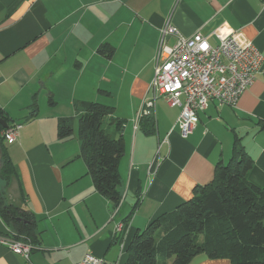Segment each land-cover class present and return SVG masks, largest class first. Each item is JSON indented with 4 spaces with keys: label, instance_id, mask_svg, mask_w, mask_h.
Returning <instances> with one entry per match:
<instances>
[{
    "label": "crops",
    "instance_id": "obj_1",
    "mask_svg": "<svg viewBox=\"0 0 264 264\" xmlns=\"http://www.w3.org/2000/svg\"><path fill=\"white\" fill-rule=\"evenodd\" d=\"M167 23L185 36H233L263 55L237 105L210 100L186 137L175 125L180 108L164 98L154 101L150 130L139 116L153 94L157 52L175 42L165 35L160 46ZM88 102L113 108L102 128L124 139L117 204L95 189L79 153ZM0 113L7 126L22 125L0 145V163L13 164L5 196L37 220L28 261L0 244V264H72L86 253L124 264L134 234L209 182L235 146L254 161L249 180L264 186V0H0ZM63 118L67 138L57 131ZM9 232L0 217V235ZM191 264L231 263L198 254Z\"/></svg>",
    "mask_w": 264,
    "mask_h": 264
},
{
    "label": "trees",
    "instance_id": "obj_2",
    "mask_svg": "<svg viewBox=\"0 0 264 264\" xmlns=\"http://www.w3.org/2000/svg\"><path fill=\"white\" fill-rule=\"evenodd\" d=\"M112 113L111 106L97 102L82 105L79 153L95 189L117 204L118 161L124 139L114 138L102 128L103 118ZM152 117V113L141 115L149 130ZM0 118L5 120L1 113ZM111 121L122 125L118 117ZM57 131L62 138L72 135L69 118L60 119ZM2 141L0 137V145ZM1 161L0 179L7 184L13 164L5 156ZM253 162L242 145L235 146L226 163L215 165L209 182L194 187L188 200L134 234L124 264H191L198 254L225 258L231 264H264V186L248 178ZM0 217L11 226L14 238L31 245L37 242L36 216L28 208L10 203L4 190H0Z\"/></svg>",
    "mask_w": 264,
    "mask_h": 264
},
{
    "label": "built area",
    "instance_id": "obj_3",
    "mask_svg": "<svg viewBox=\"0 0 264 264\" xmlns=\"http://www.w3.org/2000/svg\"><path fill=\"white\" fill-rule=\"evenodd\" d=\"M160 32V46L165 35H173L175 42L157 52L150 83L153 94L143 101L139 116L152 113L155 99L164 98L170 106L180 108L175 125L180 135L186 137L195 128L198 114L206 109L210 100L237 105L241 94L260 72L263 55L253 44L242 45L233 36L221 37L216 31L185 36L167 23ZM211 35L217 38L215 44L209 42ZM21 127L20 123H14L2 128L0 137L6 143H12ZM120 227L118 225L117 230ZM0 244L28 261L32 248L30 243L19 241L9 232L0 235ZM72 264L113 263L86 253Z\"/></svg>",
    "mask_w": 264,
    "mask_h": 264
},
{
    "label": "rangeland",
    "instance_id": "obj_4",
    "mask_svg": "<svg viewBox=\"0 0 264 264\" xmlns=\"http://www.w3.org/2000/svg\"><path fill=\"white\" fill-rule=\"evenodd\" d=\"M76 125H77V122H76ZM1 167H2V161L0 163V169H1ZM3 184H4V181L2 179H0V190H3V186H4Z\"/></svg>",
    "mask_w": 264,
    "mask_h": 264
},
{
    "label": "water",
    "instance_id": "obj_5",
    "mask_svg": "<svg viewBox=\"0 0 264 264\" xmlns=\"http://www.w3.org/2000/svg\"><path fill=\"white\" fill-rule=\"evenodd\" d=\"M0 125L3 127V128H6L7 127V123L4 119H1L0 118Z\"/></svg>",
    "mask_w": 264,
    "mask_h": 264
}]
</instances>
